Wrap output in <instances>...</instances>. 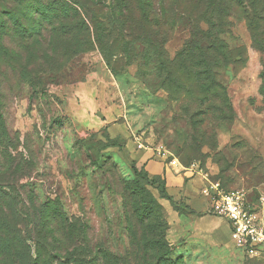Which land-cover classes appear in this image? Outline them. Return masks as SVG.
I'll use <instances>...</instances> for the list:
<instances>
[{"label":"rangeland","instance_id":"obj_1","mask_svg":"<svg viewBox=\"0 0 264 264\" xmlns=\"http://www.w3.org/2000/svg\"><path fill=\"white\" fill-rule=\"evenodd\" d=\"M198 2L172 0L166 20L173 24L164 27L163 18L150 16L156 20L149 22L143 4L124 9L113 0H92L94 20L87 23L98 39L103 35L101 43L56 72L35 76L20 57L0 56V181L17 191L18 235L35 237L28 221L63 212L86 223L93 248L127 252L118 182L145 186L139 150L146 146L162 147L184 166L244 191L264 219V51L243 17H230V33L218 48L204 40L189 43L188 17L212 7ZM215 6L239 9L233 0ZM9 7L0 0V11ZM114 9L127 15L125 24L117 25ZM165 29L172 31L163 41ZM184 71L194 75L191 83L179 82ZM146 188L167 220L174 207L158 189ZM2 201L0 217L7 211ZM186 213L193 211L187 206ZM170 246V264H264V255Z\"/></svg>","mask_w":264,"mask_h":264},{"label":"trees","instance_id":"obj_2","mask_svg":"<svg viewBox=\"0 0 264 264\" xmlns=\"http://www.w3.org/2000/svg\"><path fill=\"white\" fill-rule=\"evenodd\" d=\"M5 1L10 7L0 11V56L20 57L26 67L34 69L35 76L40 72L58 71L78 55L88 53L95 41V45L101 43L103 35L98 39V30L91 29L87 23L88 19L94 20L88 7L92 0ZM171 1L113 0L124 9L134 4L145 5L144 16L151 23L156 19L150 16L166 20L169 12L173 11V8L167 7ZM187 1L212 5L208 10H196L188 17L192 22V39L189 43L198 44L204 40L218 48L217 42L224 43V36L230 33V17H243L248 22L254 42L264 51V0H233V4L239 7L233 12L228 8L222 11L215 6L226 4L227 0ZM116 10L112 11L115 22L118 26L125 24L127 15L122 9ZM171 24L173 21L166 20L162 25L166 27ZM170 31L172 29L164 30L166 35L163 41L168 39ZM193 79L194 75L185 71L178 77L181 84L191 83ZM212 86L219 91L220 84L213 83ZM143 176L145 186L139 181L118 182L125 223L130 233V248L121 254L100 246L93 248L86 223L80 217L63 212L55 214L53 218L46 217L55 221V225L37 216L33 217V221H28L37 233L35 237L18 235L13 225L20 211L17 191L15 187L0 181V199H6L2 202L7 208L5 215L1 213L0 217V264H170L167 259L172 255V249L166 236L169 223L164 217L163 207L146 185L158 189L161 197L167 199L176 211L185 213L187 206L178 203L169 194L162 177L151 176L146 169ZM220 184L225 190H230L223 183Z\"/></svg>","mask_w":264,"mask_h":264},{"label":"crops","instance_id":"obj_3","mask_svg":"<svg viewBox=\"0 0 264 264\" xmlns=\"http://www.w3.org/2000/svg\"><path fill=\"white\" fill-rule=\"evenodd\" d=\"M139 152L146 171L151 176L162 177L168 189L175 191V195L193 211L180 213L171 209L166 236L172 246L217 249L229 257L237 254L245 256L230 241L229 223L224 218L211 214L210 201L200 197L202 188L210 178L195 165L184 166L162 147L146 146Z\"/></svg>","mask_w":264,"mask_h":264},{"label":"built area","instance_id":"obj_4","mask_svg":"<svg viewBox=\"0 0 264 264\" xmlns=\"http://www.w3.org/2000/svg\"><path fill=\"white\" fill-rule=\"evenodd\" d=\"M201 193L210 201V213L229 223L235 246L249 258L263 256L264 219L260 209L247 200L246 193L242 190H225L220 182L212 179H207Z\"/></svg>","mask_w":264,"mask_h":264}]
</instances>
